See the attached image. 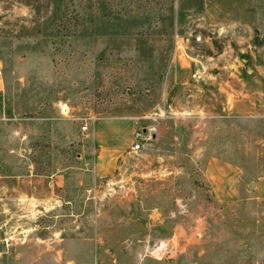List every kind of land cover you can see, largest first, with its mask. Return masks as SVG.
Instances as JSON below:
<instances>
[{"label":"rangeland","instance_id":"374dc122","mask_svg":"<svg viewBox=\"0 0 264 264\" xmlns=\"http://www.w3.org/2000/svg\"><path fill=\"white\" fill-rule=\"evenodd\" d=\"M0 69V264H264V0H0Z\"/></svg>","mask_w":264,"mask_h":264},{"label":"crops","instance_id":"0c3cea01","mask_svg":"<svg viewBox=\"0 0 264 264\" xmlns=\"http://www.w3.org/2000/svg\"><path fill=\"white\" fill-rule=\"evenodd\" d=\"M217 1H222V0H217ZM225 0H223V2H224ZM226 15V14H225ZM242 23H241V21H240V19H238V18H236V17H230V18H225V17H223V16H221V18H218L217 19V22L215 23V25L216 26H218V31L219 32H221V31H223V32H225L224 30V28H232L233 26H239V25H241ZM214 25V26H215ZM246 27L248 28V29H250L251 28V25H246ZM188 48H184V49H179V50H177V53H179L180 55H182V54H184V53H186V50H187ZM184 56V55H183ZM188 57V56H187ZM190 59H191V61H190V63H192L193 65H194V67H196V65H200V63L202 62V63H204L203 62V60H202V58L201 57H199V56H196V57H193V58H191L190 57ZM207 59V58H206ZM202 67V66H201ZM200 69V67L198 68V69H195V72L194 73H196L197 72V70L198 71H200L199 70ZM113 126H120V125H111V124H108V125H105V126H103L101 129V132H108V133H112L113 132V129H112V127ZM127 126V125H126ZM120 128V127H119ZM125 136L127 137V134L125 133ZM132 136V135H131ZM130 136V137H131ZM106 148V150H107V154L110 156L109 157V162L106 164V166L105 167H99V163L97 162V160H95V165H96V175H98V174H100L101 172L100 171H102V170H104L105 171V173H106V175L107 174H110L111 173V169H114L115 168V159H113L112 157L113 156H115L116 155V148L114 147V146H112V145H110V146H108V147H105ZM105 148H103V150L105 149ZM103 155H102V153L100 154V156L99 157H97V158H100V157H102ZM103 171V172H104ZM100 172V173H99ZM150 218H152V221L150 222V226H152V227H156L157 225H159V224H161V220L159 219V217H158V215L154 212V213H152L151 214V216H150ZM166 243H168L169 244V241H165L163 244H164V246L160 249V251H159V253H158V256L159 257H157V260H160L163 256L164 257H167V258H170L171 256H173V255H169V253H172V250H170V248H169V246H166L167 244ZM156 253H157V251H156Z\"/></svg>","mask_w":264,"mask_h":264},{"label":"built area","instance_id":"2783aa9c","mask_svg":"<svg viewBox=\"0 0 264 264\" xmlns=\"http://www.w3.org/2000/svg\"><path fill=\"white\" fill-rule=\"evenodd\" d=\"M220 34V32H218ZM196 41L197 42H200V38L199 37H196ZM181 43H182V47L176 45V50H179V49H184L185 47V41L182 39L181 40ZM0 75H1V69H0ZM194 78L196 76H193ZM87 129V126H82L81 127V130L82 131H86ZM145 129L143 128H139L137 127L132 135V138H131V143H130V151L132 153H138L139 151L142 150L143 148V142L145 140ZM68 264H76V263H68Z\"/></svg>","mask_w":264,"mask_h":264}]
</instances>
